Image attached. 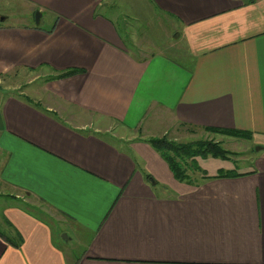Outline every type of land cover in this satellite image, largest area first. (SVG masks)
Instances as JSON below:
<instances>
[{
    "label": "crops",
    "instance_id": "1",
    "mask_svg": "<svg viewBox=\"0 0 264 264\" xmlns=\"http://www.w3.org/2000/svg\"><path fill=\"white\" fill-rule=\"evenodd\" d=\"M11 2L47 23L1 16L0 76L47 78L0 85V264H264V150L178 180L145 141L208 126L264 147V0H147L189 62L134 54L111 0Z\"/></svg>",
    "mask_w": 264,
    "mask_h": 264
},
{
    "label": "rangeland",
    "instance_id": "2",
    "mask_svg": "<svg viewBox=\"0 0 264 264\" xmlns=\"http://www.w3.org/2000/svg\"><path fill=\"white\" fill-rule=\"evenodd\" d=\"M111 1L115 3L113 9L118 15L117 22H115L118 33L134 54L151 55L153 53H162L173 57L177 61L189 62L188 58H185L187 48L185 42L179 38L175 22L170 17L156 11L157 8L155 7V9L153 5L147 3V0ZM38 11L27 12L19 3L11 2L0 9V17H7L5 21L8 23H19L24 21L25 18V20L31 23L45 25L47 23L46 13H43V17L41 18L40 11L39 17L36 15ZM46 78V74L41 69L27 70L17 68L8 75L0 76V85L1 88L13 87L14 89L12 90L14 92L24 89H36L39 91L41 86L43 87ZM175 136H177L176 139H173L171 136L167 137L176 142L210 139L211 137L202 129H195L193 132H190L189 129L180 130ZM253 146L255 145L251 140L245 139H228V141L223 142V147L239 150V154L235 156H241L239 157L240 159H244V157L248 158V155L252 156L251 151L260 153L264 150V147L256 146L254 148ZM189 169L192 170L193 167ZM27 208L40 217L48 218L46 214L36 210L32 206H27ZM60 237L62 239L68 237V235L66 232H62ZM74 252H78V250Z\"/></svg>",
    "mask_w": 264,
    "mask_h": 264
},
{
    "label": "trees",
    "instance_id": "3",
    "mask_svg": "<svg viewBox=\"0 0 264 264\" xmlns=\"http://www.w3.org/2000/svg\"><path fill=\"white\" fill-rule=\"evenodd\" d=\"M76 69H68L60 72L56 77H66L77 72ZM80 71V70H79ZM190 131L193 128H188ZM204 131L221 134L229 137H235L238 139H251V132L219 128V127H203ZM151 147H153L161 157L167 162L169 169L173 173L174 177L178 180L187 179L188 168L193 167L196 169L197 163L194 157L199 156L205 157H215L220 159H231L232 156L238 155L239 152L232 151L223 147L222 143L214 139H198L187 142H176L171 140L166 135L161 137H150L145 140ZM230 172H225L223 170L218 171V175H228ZM16 244V243H13Z\"/></svg>",
    "mask_w": 264,
    "mask_h": 264
},
{
    "label": "water",
    "instance_id": "4",
    "mask_svg": "<svg viewBox=\"0 0 264 264\" xmlns=\"http://www.w3.org/2000/svg\"><path fill=\"white\" fill-rule=\"evenodd\" d=\"M36 15H37V17H39V15H40L39 11L36 13ZM0 20H3V18L0 17ZM36 20H37V18H36Z\"/></svg>",
    "mask_w": 264,
    "mask_h": 264
}]
</instances>
